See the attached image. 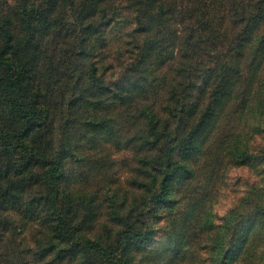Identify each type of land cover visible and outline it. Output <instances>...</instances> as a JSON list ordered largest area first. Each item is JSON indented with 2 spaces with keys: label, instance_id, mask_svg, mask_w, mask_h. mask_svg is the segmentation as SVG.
Wrapping results in <instances>:
<instances>
[{
  "label": "rangeland",
  "instance_id": "1",
  "mask_svg": "<svg viewBox=\"0 0 264 264\" xmlns=\"http://www.w3.org/2000/svg\"><path fill=\"white\" fill-rule=\"evenodd\" d=\"M21 1L0 0V12ZM245 1L177 4L161 34L137 31L127 0L110 12L96 5L99 26L73 27L90 34L87 54L66 38L55 58L30 66L27 86L48 119L24 140L44 158L22 157L11 137L15 149L3 151L14 123L0 65V264H264V234L255 247L251 232L264 199V15L255 20L261 9ZM93 2L78 0L73 14L83 19ZM22 53L26 67L32 48ZM48 158L63 165L58 209L116 260L74 244L56 219Z\"/></svg>",
  "mask_w": 264,
  "mask_h": 264
},
{
  "label": "trees",
  "instance_id": "2",
  "mask_svg": "<svg viewBox=\"0 0 264 264\" xmlns=\"http://www.w3.org/2000/svg\"><path fill=\"white\" fill-rule=\"evenodd\" d=\"M41 1L42 2L39 4L31 0H22L18 6V11L15 14L0 12V36L2 35L5 43V46L3 44V48L0 50V65L5 69L7 81L5 91L3 90L4 83L2 84V92L5 93L7 97V101L5 103L7 105L8 118L14 123L13 126L8 127L9 131L3 137L2 148L6 154H11L15 147H13V144L9 142L10 139L8 138L11 137V139H14L15 142L22 141L24 142V155H22V157L28 158L29 160L30 157L33 156L41 158H44L45 156L30 146L24 138L33 129L42 126L48 119V112L39 100L31 94V90H29L27 86L28 79L30 77L29 75L32 73L31 69L43 58H45V60L55 58L59 46L66 43L64 42L66 38H69L71 41H82L84 47L80 53L87 54L90 39L92 38L90 37V34L81 37L79 31L73 30L74 24H79L82 31H87V29L89 31L92 27H94V25H98L97 17L99 16V11H97V6H102L103 12H110V5L112 6L114 3V0H95L89 10L87 9V6L84 10H81V17L83 18L81 19L73 14V9L76 7L78 0ZM185 1L127 0L129 8L134 12V22L135 24H138L137 31L142 33L144 32L146 34L154 32H159L161 34L166 25L169 24L168 19H170V17L168 13H172L173 15L176 14L177 4L183 5ZM251 1L252 3L250 4ZM250 2L246 3L245 1L243 3L244 7L248 6V8H251V6L254 5L255 9H261V13L255 16V20L261 19L264 15V0H250ZM2 7H5V5ZM94 7L96 8L94 9ZM201 13H203V9ZM92 18L94 22L91 21ZM111 24L112 23L109 25ZM20 28H23L26 33L23 34ZM246 30L248 31L249 29L247 28ZM98 31L99 30H95V34H97ZM55 38H57L56 45L48 46L47 43L51 44ZM85 43L87 45H85ZM42 45L43 48L40 50L39 47ZM27 46L32 48V54L30 55L31 60L28 66L25 67V65L22 64V60L26 54L22 52H27ZM7 47L8 49H5ZM13 48H15L14 52L11 50ZM151 48L153 49V46ZM9 50L11 51L9 52ZM75 53L77 54V52ZM6 55H10L11 57H7ZM64 57L68 60L71 55L64 52ZM32 65L33 67L30 68ZM227 67L228 65L224 63L222 71H220L222 76L226 75L224 70ZM34 69L35 68H33L32 71ZM70 75L73 78L76 77L73 71H70ZM92 76H96L95 67H93ZM227 80L228 75L225 76L223 84H225ZM144 94L145 96L147 95L146 91ZM30 95L34 96L36 99L34 101L31 100ZM37 97H39V95ZM145 113L147 114V112ZM204 119L205 118L203 117L200 122H203ZM15 125L18 126L15 128ZM155 129L156 123L152 121L151 131H155ZM16 138L22 140H16ZM8 145L10 146L8 147ZM46 161L51 165L56 166V168L45 172L44 180L42 181L49 184L52 189L51 197L54 215L56 219L60 221L61 225L68 230V233H70L71 241H73L74 244H81L84 246H97L104 255L110 257L112 260H116L117 258L115 254L96 240L80 239L77 237L70 218L58 209V199L60 193L58 176L59 172L63 168L62 162L58 158H48ZM163 185V194L158 193L153 195L152 200H156L166 194L168 189L167 183L164 182ZM261 201H264V199ZM261 201L256 202L257 204L253 209L255 218L251 232L255 247L260 244L259 242L264 234V202ZM129 235L140 238L143 234L131 231L129 232ZM262 250L263 246L261 247V250H257L258 254H262Z\"/></svg>",
  "mask_w": 264,
  "mask_h": 264
}]
</instances>
